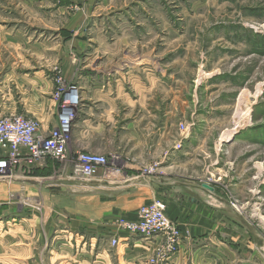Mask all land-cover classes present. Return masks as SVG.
<instances>
[{
  "label": "rangeland",
  "instance_id": "1",
  "mask_svg": "<svg viewBox=\"0 0 264 264\" xmlns=\"http://www.w3.org/2000/svg\"><path fill=\"white\" fill-rule=\"evenodd\" d=\"M36 72L52 88L40 111L76 103L64 161L75 197L83 195L74 172L80 154L109 158L110 170L133 161L139 176L164 173L210 206L247 215L264 234V0H0L5 100L18 103L17 86L27 87V99L39 95L40 85L22 84ZM90 97L102 100L116 152L84 149L92 140L81 137L82 102ZM51 161L54 174L62 171ZM28 204L44 209L40 199ZM3 239L0 257L12 259Z\"/></svg>",
  "mask_w": 264,
  "mask_h": 264
},
{
  "label": "crops",
  "instance_id": "2",
  "mask_svg": "<svg viewBox=\"0 0 264 264\" xmlns=\"http://www.w3.org/2000/svg\"><path fill=\"white\" fill-rule=\"evenodd\" d=\"M41 74L36 72L22 82L33 84L32 88L40 85L39 95L32 94L27 99V87L17 86V95L21 96L17 104L6 101L7 93L3 88L0 90L3 99L0 118L24 115L39 120L44 130L57 124V110L50 106L49 111L46 107L40 111L39 105H47L41 98L51 88L50 84L41 83ZM11 77L13 84H21L25 76ZM82 106L85 128L81 137L92 140L84 149L91 148L98 153L118 151L121 146L113 140L114 127L109 120L100 119L102 100L90 97L83 100ZM131 132H118L117 136L122 139ZM59 162L63 167L57 174H54L56 163L49 159L31 171L20 170L12 178L0 181V239L5 238L3 232L15 235L14 239L9 236L3 239L6 247H10L6 250L12 258L0 257L8 260L6 264H51L62 255L71 257L66 263L72 264L75 259L89 264H148V259L154 257L162 244V238L145 240L131 235L121 230L116 221L134 220L141 205L156 199L167 204L168 216L183 233L179 249L169 264H264V234L249 222L247 215L239 218L222 203L210 206L202 193H189L193 189L176 184L164 173L148 180L139 176V164L128 162L121 169L110 170L108 174L100 172L97 177L84 181L80 188L83 195L75 197L68 162ZM35 199L44 202L43 211L37 212L28 204ZM75 234L82 235V239L75 241ZM115 238L119 239L117 246L112 245Z\"/></svg>",
  "mask_w": 264,
  "mask_h": 264
},
{
  "label": "built area",
  "instance_id": "3",
  "mask_svg": "<svg viewBox=\"0 0 264 264\" xmlns=\"http://www.w3.org/2000/svg\"><path fill=\"white\" fill-rule=\"evenodd\" d=\"M75 104L65 102L57 124L50 130H44L39 120L24 115L0 118V181L12 178L20 170L31 171L49 159L61 162L67 159V144L73 127L69 112ZM112 159L117 160V157L112 156ZM109 160L101 155L80 154L74 172L83 181H89L100 172H110ZM116 224L121 230L145 240L157 236L162 238L151 264H164L178 251L183 240L179 225L168 216L167 204L161 199L141 205L134 220L120 218ZM118 244L119 239H112L113 246Z\"/></svg>",
  "mask_w": 264,
  "mask_h": 264
},
{
  "label": "bare ground",
  "instance_id": "4",
  "mask_svg": "<svg viewBox=\"0 0 264 264\" xmlns=\"http://www.w3.org/2000/svg\"><path fill=\"white\" fill-rule=\"evenodd\" d=\"M72 101H70L68 98H66V103H68L69 105L71 104ZM248 118V117H247ZM231 135V134H229ZM228 136V135H227ZM232 139V138H231Z\"/></svg>",
  "mask_w": 264,
  "mask_h": 264
}]
</instances>
